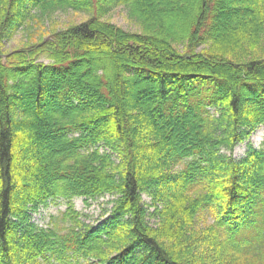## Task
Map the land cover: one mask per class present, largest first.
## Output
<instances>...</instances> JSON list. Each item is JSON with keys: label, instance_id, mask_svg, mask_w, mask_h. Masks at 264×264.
<instances>
[{"label": "trees", "instance_id": "obj_1", "mask_svg": "<svg viewBox=\"0 0 264 264\" xmlns=\"http://www.w3.org/2000/svg\"><path fill=\"white\" fill-rule=\"evenodd\" d=\"M261 125L264 0H0V264H264V142L234 157ZM106 194L98 224L75 208ZM60 199L67 225L33 221Z\"/></svg>", "mask_w": 264, "mask_h": 264}, {"label": "rangeland", "instance_id": "obj_2", "mask_svg": "<svg viewBox=\"0 0 264 264\" xmlns=\"http://www.w3.org/2000/svg\"><path fill=\"white\" fill-rule=\"evenodd\" d=\"M91 15L84 11H76L73 9L60 10L54 12L49 17H42L41 20H33L18 26L15 31L14 29L9 31L3 39V51L6 53L12 52L18 48L27 46L29 43L32 44L38 41L41 37H45L49 32L55 29H65L70 26L80 24L86 21ZM106 20L122 27L125 30L138 32L140 27L136 21L130 17L129 11L125 5L115 6L105 17ZM6 31V30H5ZM183 49V46L180 47ZM184 50V49H183ZM107 60L108 56L105 57ZM49 62L46 59H43ZM264 142V125L259 126L254 130L250 136L240 143L234 152V157L237 159L244 158L250 147L260 148ZM29 150L21 151L19 164L23 165V162ZM25 166V165H23ZM115 196L106 194L97 198L90 199L88 202L82 197L74 199L75 208L81 211L84 215V219L92 224H98L101 220H104L110 215V211L113 207V199ZM151 198L144 194V201L150 202ZM67 201L64 199L52 200L48 205H42L38 211L33 212V221L40 226H47L53 218H56L59 222V226L63 228L67 225L68 221L65 222L63 213L68 209ZM152 210V209H151ZM151 222L156 223V219H151Z\"/></svg>", "mask_w": 264, "mask_h": 264}]
</instances>
